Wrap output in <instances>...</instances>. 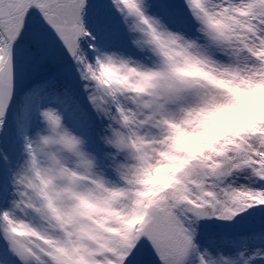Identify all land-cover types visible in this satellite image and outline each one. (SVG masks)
Here are the masks:
<instances>
[{
  "label": "snow or ice",
  "instance_id": "obj_1",
  "mask_svg": "<svg viewBox=\"0 0 264 264\" xmlns=\"http://www.w3.org/2000/svg\"><path fill=\"white\" fill-rule=\"evenodd\" d=\"M0 264H264V0H0Z\"/></svg>",
  "mask_w": 264,
  "mask_h": 264
}]
</instances>
